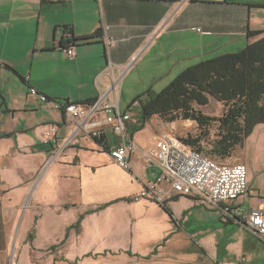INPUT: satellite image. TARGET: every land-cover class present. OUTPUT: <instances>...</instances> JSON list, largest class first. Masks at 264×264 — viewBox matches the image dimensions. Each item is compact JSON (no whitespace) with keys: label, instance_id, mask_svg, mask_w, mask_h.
Masks as SVG:
<instances>
[{"label":"crops","instance_id":"crops-1","mask_svg":"<svg viewBox=\"0 0 264 264\" xmlns=\"http://www.w3.org/2000/svg\"><path fill=\"white\" fill-rule=\"evenodd\" d=\"M259 4L264 0H0V264H264V240L197 197L172 192L168 210L134 200L159 172L148 164L156 137L177 135L178 124L154 116L135 131L141 107L133 103L188 67L257 41L262 35L247 34L264 31ZM105 26L115 40L110 49ZM65 37L73 41L63 47ZM127 67L116 97L120 111L131 112L130 170L111 157L121 139L106 123L107 149L80 137L52 162L49 125L57 124L59 143L72 125L30 89L88 104ZM247 162L249 189L237 202L263 209L264 157L260 180L254 159ZM202 207L217 219L199 221L194 209Z\"/></svg>","mask_w":264,"mask_h":264},{"label":"built area","instance_id":"built-area-1","mask_svg":"<svg viewBox=\"0 0 264 264\" xmlns=\"http://www.w3.org/2000/svg\"><path fill=\"white\" fill-rule=\"evenodd\" d=\"M109 28L104 27V43L107 49L115 45V40L107 35ZM66 52L68 56L73 57L75 46H69ZM129 68L127 67L118 79L112 78L113 85L107 94L100 95L94 102L88 104L60 103L51 100L36 88L30 89V95L62 110L72 125L70 135L62 143L58 142L57 124L49 125L46 143L56 146L52 162L80 137H87L96 142L100 149H107L103 129L106 123L121 139V144L110 151L111 157L121 168L130 170V157L136 149L134 140L126 130L131 112H121L116 97L117 85ZM110 95H114L115 99L109 100ZM133 106H140L139 101H135ZM101 115H106V118L101 119ZM150 157L151 161L149 160L148 164L152 162L157 164L159 172L134 196L135 201L150 199L164 204L172 192L181 196H194L218 209L225 221L237 223L264 240V208H247L237 202L249 189L247 165L219 163L196 151L183 138L174 134L158 135Z\"/></svg>","mask_w":264,"mask_h":264},{"label":"trees","instance_id":"trees-1","mask_svg":"<svg viewBox=\"0 0 264 264\" xmlns=\"http://www.w3.org/2000/svg\"><path fill=\"white\" fill-rule=\"evenodd\" d=\"M257 7L264 8V5ZM247 35L248 38L262 36L238 52L188 67L160 92H147L145 100H142L144 95L139 96L135 101H139L141 111L135 131L154 116L168 122L192 120L197 123L200 133L196 138L184 139L187 144L219 163L231 158L255 127L264 124V31H248ZM72 41L65 37L62 46L66 47ZM210 98L223 104L221 116H209L196 108L197 105L207 106ZM214 127L217 132L210 140ZM204 139L209 140V146H203ZM162 205L168 210L165 204Z\"/></svg>","mask_w":264,"mask_h":264},{"label":"rangeland","instance_id":"rangeland-1","mask_svg":"<svg viewBox=\"0 0 264 264\" xmlns=\"http://www.w3.org/2000/svg\"><path fill=\"white\" fill-rule=\"evenodd\" d=\"M160 91V90H157ZM158 93V92H155ZM196 108L202 110L205 114L209 116L219 117L223 113V104L217 101L215 98H210V103L207 106H196ZM195 121L192 120H185V119H177L175 123L178 124L176 134L178 137L183 139H187L189 136L196 138L199 136V129L198 125ZM217 129L214 127L211 131V138L210 140L215 138V133ZM209 140L204 139L202 141L203 146H209ZM264 157V124H258L253 133L246 138L244 141V145L238 147L237 151L233 154V156L225 161H220L224 164H237L243 163L247 165L250 169V165L248 164V159L255 161V169H254V176L260 180V169H262V162ZM259 168V169H258ZM196 214H199L198 217L199 221L205 222H214L217 219V213L215 211L201 208L194 209ZM195 229L196 226H194Z\"/></svg>","mask_w":264,"mask_h":264}]
</instances>
